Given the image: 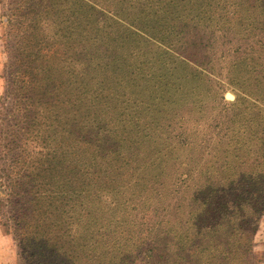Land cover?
Masks as SVG:
<instances>
[{
    "label": "trees",
    "instance_id": "1",
    "mask_svg": "<svg viewBox=\"0 0 264 264\" xmlns=\"http://www.w3.org/2000/svg\"><path fill=\"white\" fill-rule=\"evenodd\" d=\"M247 1L0 0V223L21 264L264 262L254 243L264 216L263 40L231 76L240 93L215 151L237 150L200 171L210 179L188 216L156 217L159 191L147 185L157 158L192 147L189 127L176 145L175 136L160 143L173 109L204 106L206 81L179 75L200 63L179 38L222 11L228 28L250 20L264 34V0L245 16ZM250 159L259 164L242 168Z\"/></svg>",
    "mask_w": 264,
    "mask_h": 264
},
{
    "label": "rangeland",
    "instance_id": "2",
    "mask_svg": "<svg viewBox=\"0 0 264 264\" xmlns=\"http://www.w3.org/2000/svg\"><path fill=\"white\" fill-rule=\"evenodd\" d=\"M217 2H222V0H217ZM258 5V2L249 0L243 4L241 10L245 9V16L247 15V9L254 12L255 15ZM0 12L2 13L1 5ZM229 17L230 15L226 16L222 11V15L217 20H210V24L207 23L209 26L193 27L185 37L181 35L179 38L180 42H187L191 56L193 55L194 59L200 61V63L188 62L190 66H185L186 69H183L182 74L179 75L183 76L184 73L190 72L191 75L197 74L198 78H203L206 81L201 90H198L202 91L201 97L204 106L199 109V105L191 104L188 108H174L173 111H176V115L174 116L173 113L170 115L172 116L171 127H167V131L159 129L160 143L165 144L171 142L173 136L176 137L177 135L179 137L184 127H189L187 133L193 139V143L191 149L188 150H184L181 145L171 148L172 152L164 158V162L163 159L157 158V165L147 171L148 188L152 184L159 191L150 204V207H152L151 212H154L158 218L170 217L175 220L187 217L188 211L195 205L191 198L199 188V184L210 179L200 171L215 163L216 160L225 157L230 160L237 150V146L234 147V143L230 142L228 144L224 143L221 150L215 151V148H218L216 143L219 138L228 132L225 123L233 113L230 106L236 101L237 95L240 93L237 86L232 83L231 76L244 67L245 63L249 62L250 58L246 56L255 53V50L259 47L258 41H264V34L259 33L258 28H256L257 24L249 22L250 20L244 22L242 19V21L235 23L233 27L228 28L230 24L234 23V21H229ZM177 23L182 26V22ZM2 26L4 34L5 27L3 23ZM186 32L187 29L184 28L181 34ZM198 41L201 47L196 49ZM194 50L195 54L193 53ZM6 60L7 54L4 48V66L2 79L0 80L2 94H4L7 84L4 74ZM179 61L182 60L179 59ZM183 65H187V63ZM194 97L197 99V92L191 98ZM204 118L206 121H204ZM199 121H202V125L199 124ZM168 122L169 120L166 121V123ZM194 123L195 126H193ZM177 141H180L177 137L172 138L170 146L174 143L176 145ZM181 161L187 164L183 166ZM257 164L259 163H253L250 159L241 167L251 168ZM262 167H264V163ZM184 172H187L188 175L186 182L183 181L182 177ZM167 190H169L168 196L162 203V198L165 197ZM8 236L10 239L3 238L0 240V261H4L5 264H15L16 243L11 234H8ZM254 243L255 251L258 254L262 253L264 251V216L255 233ZM261 264H264V262Z\"/></svg>",
    "mask_w": 264,
    "mask_h": 264
},
{
    "label": "crops",
    "instance_id": "3",
    "mask_svg": "<svg viewBox=\"0 0 264 264\" xmlns=\"http://www.w3.org/2000/svg\"><path fill=\"white\" fill-rule=\"evenodd\" d=\"M1 12H0V80L2 79L3 66H4V43H3V26L1 23ZM2 94V86H0V96ZM6 237V238H5ZM10 239L7 233L0 234V240Z\"/></svg>",
    "mask_w": 264,
    "mask_h": 264
},
{
    "label": "clouds",
    "instance_id": "4",
    "mask_svg": "<svg viewBox=\"0 0 264 264\" xmlns=\"http://www.w3.org/2000/svg\"><path fill=\"white\" fill-rule=\"evenodd\" d=\"M5 231H6L5 227L3 225H0V234H4ZM22 259L23 258L20 255L19 250H18L16 258H15V264H21ZM0 264H5V262L4 261H0Z\"/></svg>",
    "mask_w": 264,
    "mask_h": 264
}]
</instances>
